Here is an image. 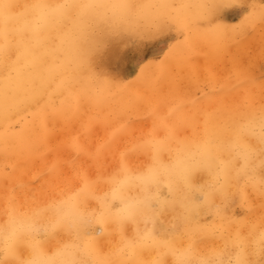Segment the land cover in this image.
<instances>
[{
  "label": "bare ground",
  "instance_id": "1",
  "mask_svg": "<svg viewBox=\"0 0 264 264\" xmlns=\"http://www.w3.org/2000/svg\"><path fill=\"white\" fill-rule=\"evenodd\" d=\"M207 1L211 9L201 0H0V193L28 196L13 184L33 175L30 162L54 144L59 121L95 108L124 117L152 92L151 74L158 88L175 68L193 65L184 56L155 73L142 65L146 82L123 86L107 72L105 55L128 36H147L157 20L156 30H165L172 16L186 48L194 35L208 47L197 59L212 60L223 46L202 24L209 10L217 16L218 4L235 3L245 20L264 19L260 0ZM230 27L223 22L215 34L225 39ZM245 87L252 98L256 91ZM155 104L149 116L163 121L168 137L151 132L137 143L109 134L89 142L96 143L91 160L116 161L100 185L87 181L44 205L26 201L23 211L8 205L0 264H264V108L250 102L208 114L200 132L174 141L169 119L190 129L191 118L180 106L159 114L164 104ZM75 141L65 143L89 161L90 145Z\"/></svg>",
  "mask_w": 264,
  "mask_h": 264
},
{
  "label": "rangeland",
  "instance_id": "2",
  "mask_svg": "<svg viewBox=\"0 0 264 264\" xmlns=\"http://www.w3.org/2000/svg\"><path fill=\"white\" fill-rule=\"evenodd\" d=\"M201 1L204 8L208 6L211 9L212 5L209 1ZM259 2L264 3V0ZM218 6L223 10L222 14L215 16L216 12L209 10L211 18L201 21L212 31L210 32L211 39L216 43L219 42L220 47L223 46V50L217 52L219 57L212 60L202 57L197 59L207 51L208 47L202 45L198 41L199 38H195L193 35L189 48H186L185 34L177 30V23L172 16L169 19L170 26L165 30L163 27H161V31L156 30L159 22L157 20L152 26L153 30L150 34L141 37L128 36L126 45L105 55L107 72L115 75L123 86L145 83L142 74L149 72L141 70L143 66L151 67V73H155L158 72L157 69L161 63L179 56L189 59L193 65L189 69L175 68L169 79L158 88L150 81L154 78L151 74L147 78L146 90H152V92H147L150 95L141 101L145 103L138 107V111L132 108L124 117H121L117 110L108 111L107 114L104 112L103 115V112L95 108L85 112L90 116V119H83L86 114L81 113L77 117L78 119L65 118L63 121H59L56 129L60 131L53 137L54 144L47 146L46 150L38 152L30 162L33 175L23 179L18 178L20 180L13 184L16 192L20 194H23V191L19 190L24 187L28 196L20 200L19 196L12 199L9 194L0 193V221L9 213V211L7 212L8 205H14V210L17 212L23 211L26 201H30V204L33 205H44L73 191H80L87 181L91 183L97 181V186L100 185L102 180L114 170L116 161L109 155L99 159L93 157L91 160V152L95 149L96 143L89 142L109 134L110 137L116 136L122 141L135 140L137 143L141 142L139 140L153 138L154 136L149 134L151 132H156L157 136L163 138L168 137L161 129L163 121L149 116L154 103H156L155 105L164 104L159 114L167 115L172 108L180 106L182 114L191 118L190 129L188 126H177L174 119H169L170 128L173 129L170 133L175 134L174 141L179 137L186 139L200 132L202 129L200 123L205 120L206 116H209L208 114L227 115L239 106L249 105L250 102L252 107L263 109L264 19H254L255 16H252L245 20V15L248 13L245 10L240 12L239 6L235 3H223ZM243 7L247 6L243 5ZM223 22L232 26L230 28L233 29L227 33L229 36L225 39L215 34L217 30L219 33L220 25ZM186 30L190 31V28L187 27ZM250 33H254V36L251 35L250 39H246ZM140 66L142 67L140 68ZM246 84H251V87L256 91L250 99L245 94ZM152 97L155 99L152 100ZM126 125L129 126L122 131ZM117 130L118 132H116ZM69 139L76 140L75 142L80 140L83 145H90L91 149L86 156L89 161L82 159L78 146H70L65 143ZM55 157L60 160L62 167L60 164L54 167ZM129 159L135 160V156L129 155ZM7 185L12 186V184Z\"/></svg>",
  "mask_w": 264,
  "mask_h": 264
}]
</instances>
